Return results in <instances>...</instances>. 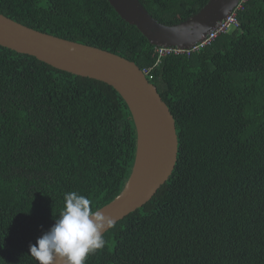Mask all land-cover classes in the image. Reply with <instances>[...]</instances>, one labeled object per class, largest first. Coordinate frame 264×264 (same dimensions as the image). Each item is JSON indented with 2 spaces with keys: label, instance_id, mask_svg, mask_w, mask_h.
<instances>
[{
  "label": "trees",
  "instance_id": "trees-1",
  "mask_svg": "<svg viewBox=\"0 0 264 264\" xmlns=\"http://www.w3.org/2000/svg\"><path fill=\"white\" fill-rule=\"evenodd\" d=\"M139 1L169 24L208 0ZM0 13L151 68L175 118L171 175L104 232L86 264H264V0H246L239 26L210 45L160 58L108 0H0ZM135 147L130 110L111 85L0 45V264H38L29 245L66 192L93 210L111 201Z\"/></svg>",
  "mask_w": 264,
  "mask_h": 264
},
{
  "label": "water",
  "instance_id": "water-1",
  "mask_svg": "<svg viewBox=\"0 0 264 264\" xmlns=\"http://www.w3.org/2000/svg\"><path fill=\"white\" fill-rule=\"evenodd\" d=\"M108 2L153 45L188 47L227 16L239 0H208L187 18L169 24L155 19L139 0ZM0 45L33 55L58 69L103 81L117 90L135 125V156L120 192L96 210L116 223L150 200L174 169L178 139L170 108L142 68L119 54L36 30L2 13Z\"/></svg>",
  "mask_w": 264,
  "mask_h": 264
},
{
  "label": "clouds",
  "instance_id": "clouds-1",
  "mask_svg": "<svg viewBox=\"0 0 264 264\" xmlns=\"http://www.w3.org/2000/svg\"><path fill=\"white\" fill-rule=\"evenodd\" d=\"M64 206L53 225L29 245L38 264H86L90 254L105 246L104 232L115 221L76 191L64 194Z\"/></svg>",
  "mask_w": 264,
  "mask_h": 264
},
{
  "label": "built area",
  "instance_id": "built-area-1",
  "mask_svg": "<svg viewBox=\"0 0 264 264\" xmlns=\"http://www.w3.org/2000/svg\"><path fill=\"white\" fill-rule=\"evenodd\" d=\"M245 1L246 0H239L233 10L230 11L227 16H225L220 21H217L212 29H210L205 35H202L199 40L193 42L190 46H157L156 50L158 53V57L160 58L168 54L190 56L192 53L201 50L205 46L210 45L215 40V38L221 33H224L231 28L238 27V12L244 8ZM159 58L157 59L155 64L158 62ZM150 69L151 68L148 67L142 68V71L147 76V78L150 73Z\"/></svg>",
  "mask_w": 264,
  "mask_h": 264
}]
</instances>
